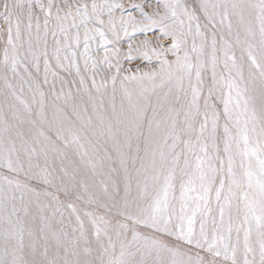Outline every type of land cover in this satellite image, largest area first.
<instances>
[{
  "label": "snow or ice",
  "instance_id": "snow-or-ice-1",
  "mask_svg": "<svg viewBox=\"0 0 264 264\" xmlns=\"http://www.w3.org/2000/svg\"><path fill=\"white\" fill-rule=\"evenodd\" d=\"M0 264H264V0H0Z\"/></svg>",
  "mask_w": 264,
  "mask_h": 264
}]
</instances>
